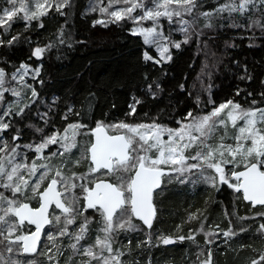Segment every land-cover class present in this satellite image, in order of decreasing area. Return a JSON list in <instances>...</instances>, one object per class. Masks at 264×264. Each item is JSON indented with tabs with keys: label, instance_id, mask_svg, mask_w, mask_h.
<instances>
[{
	"label": "trees",
	"instance_id": "trees-1",
	"mask_svg": "<svg viewBox=\"0 0 264 264\" xmlns=\"http://www.w3.org/2000/svg\"><path fill=\"white\" fill-rule=\"evenodd\" d=\"M226 2L198 0L199 8L191 16L188 30L167 31L173 45L181 46L172 45L170 58L161 63L144 59L146 51L154 59L157 53L140 35L133 34L130 22L94 23L101 17L97 9L101 0H69L59 11L50 8L30 26L18 14L20 18L11 23L10 31L0 26V40H3L0 69L9 79L26 64L32 69L39 68L40 75L29 78L23 86L25 103L28 102L23 115L7 117L12 125L3 132L8 144L25 145L69 124L91 129L99 123L110 133H116L113 126L121 123H155L178 128L187 122L189 112L194 116L207 114L214 106L230 100L246 110L263 108L264 31L230 26L233 20L248 23L239 13L224 12L211 18L201 15ZM258 9L257 4L249 15ZM208 24L212 27H207ZM174 25L181 29L179 20ZM13 36L19 38L10 46L7 42ZM36 47L46 49L39 58L32 54ZM157 83L159 89L155 87ZM149 84L153 85L155 97L148 91ZM33 88L36 97L32 95ZM134 99L141 103L132 114L130 105ZM69 107L74 111L69 113ZM44 113L48 116L41 119ZM117 130L121 131L117 133L124 131ZM17 134L20 139L14 143L12 137ZM241 168L237 166L231 172ZM171 176L168 169L153 195L156 217L148 231L152 233L151 245L145 244L142 236L147 230L134 217L137 230L116 234L112 246L124 252L123 264H197L196 257L202 246L206 247L203 231L196 232L202 224L203 230L215 234L212 264H251L253 259L259 260L264 254V234L257 229L264 223L261 216L264 206L254 207L244 202L241 192L230 186L236 184L233 177L227 183L209 184L201 178L179 183L170 180ZM45 184L44 181L39 189ZM89 211L86 213L90 214ZM55 213L61 211L55 208ZM98 214L99 218L92 217L89 223L88 237L93 245L97 236L104 235L99 226L102 216ZM241 227L246 230L240 231ZM228 229L236 234L225 237L222 233ZM190 233L195 235V240L179 239ZM162 238L174 242L164 245L158 241ZM5 249L4 243L0 244V253ZM3 255L7 259L5 252ZM82 260L81 248L74 254L69 248L58 264H79Z\"/></svg>",
	"mask_w": 264,
	"mask_h": 264
},
{
	"label": "snow or ice",
	"instance_id": "snow-or-ice-1",
	"mask_svg": "<svg viewBox=\"0 0 264 264\" xmlns=\"http://www.w3.org/2000/svg\"><path fill=\"white\" fill-rule=\"evenodd\" d=\"M20 3V7L17 8L16 4ZM69 0H63L62 3H54L52 0H46V3H36V11H31L25 4L24 0H7L10 7H4L0 9V26H3L5 31H10L11 23L15 22L20 17L18 13L23 12V19L30 26L33 20H38L40 17L48 13V9L55 7L57 11L68 4ZM130 0H110V5L124 4L128 5ZM175 3L179 5V8L172 9L170 5ZM259 5L258 12L252 13L253 8ZM137 8H142L144 11L143 16H133L132 13ZM164 9L160 11L159 9ZM199 8L198 0H164L162 4H156L155 9L148 8L144 0H140L139 3L135 0H131L130 7H123L118 10H113L109 13L110 17L114 18L111 22H120L125 19H132L136 22L143 20H151L154 23V27L147 29H140L137 33L136 29H133V34H141L144 36V41L148 45H156L157 51L163 58L168 53L169 49L166 46H162V41L167 38L163 36L162 32H157L155 25L158 23V18L166 16L171 21L173 16L181 17L180 23L183 25L182 31L188 30V22L183 20V13H193ZM101 12H108V8H101ZM228 12L239 13L244 16L248 23H237L233 20L230 25L232 27H239L245 29L259 28L264 31V0H228L225 4L216 8L213 12H204L201 15L206 18H211L213 15ZM94 23L103 24L104 20H98ZM43 25H41L42 27ZM207 27H212V24H208ZM19 37L13 36L11 40H8V44L11 46ZM169 43H171L169 41ZM187 43V37L184 40ZM0 44H3V40H0ZM179 48L180 43L173 45ZM48 47H51L49 45ZM46 51L45 48L37 47L33 51V56L39 58ZM170 58V57H169ZM144 59L154 60L155 63H161V60L154 59L146 51L144 53ZM28 66L22 64L20 69H17L12 75V79L19 78L20 83L23 85V76L28 74ZM33 78L36 79L40 75V69H34ZM23 73V75H21ZM147 79V77H145ZM244 79V77H241ZM250 80L251 77L249 76ZM5 73L3 69H0V99H3L5 92H11L14 96L19 97L20 91L16 88H4ZM264 84V81H262ZM27 86V85H25ZM159 89L160 85H155ZM183 87V85L181 86ZM153 85H148V91L153 97L156 96V92L152 91ZM33 97H36V90L32 89ZM239 95V92H237ZM249 95H252L249 93ZM264 98V93L261 94ZM55 103V100L53 101ZM140 100L134 99L132 105H130L131 113L136 112V105L140 104ZM255 104V101H253ZM25 107L20 108L19 111H13L11 106L8 110L0 109L2 115H0V133L10 130L12 125L10 122H5V118L11 116H22L25 112ZM231 108L228 112V119L235 126L237 120H243L244 126L239 128V134L235 137L236 145H226L221 142L220 145L213 147L207 143L215 132L217 124L224 125V120L217 121L216 118L220 117V114L226 109ZM74 109L69 107L68 112H73ZM79 115V113H77ZM48 113H44L41 119H45ZM190 122L187 124L182 123L178 129H165L158 124L151 125H136L131 126L126 123H121L118 126L122 129H126L131 135L121 136H108L103 134V126L97 124L94 130L96 134V142L92 144L89 149L91 153V160L95 167L91 168V172L94 173L101 168L107 169L110 173L118 174L117 178L120 181L119 185L112 183L98 182L94 188L87 186L84 181L87 176H80L78 179L81 181L79 185L71 180L76 179L75 173L72 178L65 177L60 170H57L55 175L51 178L47 188L43 192H39L41 183L47 178L48 172L51 170L49 165H37L35 161L29 166L27 163L17 162V157L20 155L18 152L19 144L15 147L9 148L7 142L0 145V187L8 189L12 193V198H7L2 192H0V244L7 241L6 251L9 254L16 251L12 245L22 242L23 253L36 252L35 242L39 239V233L43 224L51 223L45 218V213L48 211L50 204H55L57 209L61 210L62 216H56L54 219L57 223L61 221L63 217L64 227L59 230V236H72L68 231V225L74 224L76 218L79 215H83L88 209H96L100 212L104 227L101 231L104 233L103 239L97 236L95 245H89L83 248V255L88 257L87 264H92V261H100V264H122L120 257L123 253L116 251L114 253L112 243L116 237V234L122 230L136 229V225L132 223V217H136L143 221L144 225L149 228L152 227L153 217L155 210L152 203L153 191L161 186V177L165 173L159 167L160 165L171 164L173 166V172L180 177V183L186 182L185 172L192 174L194 171L203 173L206 168L214 169L219 174L220 180L223 183H227L225 175V165L235 164L238 161L247 160L248 157L255 154V163L246 165L245 171H233L232 176L236 180L235 187L237 191L243 190L244 199L252 202L253 205L264 206V171L260 170L258 165H264V129L257 127L258 124L264 123V108H257L253 110L244 111L240 109L238 104H234L231 100L226 104H220L219 107H213V110L208 115L202 117H195L192 112L187 114ZM67 119V116L65 117ZM84 127L82 124H72L69 128ZM40 132V129H36ZM67 131V130H66ZM167 133L168 140L164 141L162 136ZM19 133V130H17ZM194 133L198 135H194ZM138 137V140L136 139ZM20 139L19 134L12 137V141L15 143ZM67 140V137L64 138ZM3 140V137H0ZM223 141V138H221ZM251 141V147L245 149L243 141ZM59 142L58 135L53 133L50 137L45 138L40 144L35 146V151L40 153L43 149L47 148L49 144H56ZM194 145L200 146V151H197L193 156L185 155V151ZM75 145H64L65 151H69L71 147ZM24 147L31 148L32 145H25ZM153 149L158 152L155 158L147 155ZM61 155L64 153H53L52 155ZM218 157V158H217ZM229 157H231L229 159ZM192 161V163H188ZM180 165L179 168L176 166ZM28 172V179H25L21 170ZM44 169V171H39ZM134 171V175L128 179L125 174ZM39 172L38 179L31 184V191L35 195H39L41 206L39 209L33 210L29 207L28 203L21 202L17 197L26 196L25 190L30 187V180L32 177H36ZM205 180L211 179L204 176ZM63 187V191L57 190V186ZM82 188L84 200L86 201L81 211L79 205V198L75 195V189ZM7 207H4V204ZM98 206V207H97ZM17 217L18 223L10 222V217ZM264 216V214H261ZM196 217H190L195 219ZM247 218H241L244 220ZM24 221H28L30 224L36 225V232L31 235H16L15 240H11L10 237L16 233ZM90 221L85 216L84 221L80 226L79 231L75 234V242L71 244L73 250H79L81 247L80 241L84 240L88 233V225ZM5 229L7 235H5ZM241 227L240 231H245ZM203 231V224L201 228L197 230ZM257 232L264 234V223H260ZM225 237L233 236L236 233L234 231H227L222 233ZM210 235V234H209ZM195 235L190 233L188 237L181 236L180 240L192 239L195 240ZM49 239H54L50 236ZM149 238V242H150ZM161 242L164 245L173 243L171 238H162ZM211 242V241H208ZM99 249L97 252L95 249ZM107 251L108 255L105 256L104 252ZM212 253L208 252V256L200 264H212ZM52 257H49L51 260ZM0 264H16L15 260L10 257L5 259L3 253H0ZM251 264H264V254H261L259 260L253 259Z\"/></svg>",
	"mask_w": 264,
	"mask_h": 264
},
{
	"label": "rangeland",
	"instance_id": "rangeland-1",
	"mask_svg": "<svg viewBox=\"0 0 264 264\" xmlns=\"http://www.w3.org/2000/svg\"><path fill=\"white\" fill-rule=\"evenodd\" d=\"M25 4L27 5V7L29 8V10L31 11H36V3H46V0H24ZM52 2L54 3H58V0H52ZM135 2L139 3L140 0H135ZM146 6L148 8H153L155 9V5L156 4H162L164 2V0H144ZM97 4V1H96ZM225 4V3H224ZM223 5V4H222ZM130 7L131 6V0L129 2L128 5H124V4H118V5H110V0H101V4H98L97 9L99 10L100 13V18L99 20H104L105 22H111L114 18L110 17L109 13L113 10H118L121 9L123 7ZM4 7H10V5L7 3V0H0V9L4 8ZM16 7L19 8L20 7V3L18 2L16 4ZM108 8V12H101V8ZM170 8L172 9H176L179 8V5L172 3L170 5ZM50 9V8H49ZM48 9V10H49ZM160 11H163L164 9H159ZM0 14H2V12H0ZM18 14L24 15L23 12H20ZM193 13L189 14V13H183L182 14V18L183 20L188 22V26L191 24V16ZM132 15L135 16H143L144 15V11L142 8H137L135 9V11L132 13ZM217 15V14H216ZM215 15V16H216ZM181 17H177V16H173L172 20L170 21L168 19V17L166 16H161L158 18V23L155 25L156 27V31L157 32H162L163 36L166 37L167 39L162 41V46H166L168 47V49L170 50V47L173 45L174 42H172L169 38V35L167 33V31L171 30V31H180L183 27V25L180 23L181 29L179 27H176L174 25V21L175 20H179L180 21ZM123 21H128L131 24V27L133 29L137 30V33H139L140 29H147V28H152L154 27V23L151 20H143L140 22H136L132 19H125ZM141 36L142 40L144 41V36L141 34H138ZM169 41L171 43H169ZM145 43V41H144ZM146 44V43H145ZM147 46H151L154 48V50L157 53V58L155 59H159L161 60V62L167 61L168 57H169V51L167 54L164 55V57L162 58L160 53L157 51V46L156 45H148ZM37 48V47H36ZM35 50V48L33 49V51ZM32 51V54H33ZM35 57V56H34ZM37 58V57H36ZM28 74L23 76L24 82L26 83V81L29 80V78L33 79L34 76V69L30 68L28 66ZM21 75H23V73H21ZM5 84H4V88H16L18 91H20L21 95L19 97L14 96L10 91L9 92H5L4 93V97L3 99H0V109L3 110H8L9 106H11V108L13 109V111H16L17 108H23L25 107V105H28V102H26L27 98H24L23 94H24V90H23V86L20 83L19 78L13 80L12 78H6L5 77ZM226 104V103H224ZM235 104V103H234ZM264 108V107H263ZM241 110L244 111H248L246 109H242L240 107ZM251 110V109H250ZM253 110V109H252ZM231 111V108H226L221 114L220 117L216 118L217 121L219 120H224L226 123L224 125L221 124H217L216 130L215 132L212 134L211 138L207 141V143L213 147H216L218 145L221 144V142H223L226 145H232L233 147H235L236 145V140L235 137L239 134V128L244 126V121L243 120H237L235 126L232 124V122L228 119V112ZM212 112V111H211ZM209 112V113H211ZM207 114H203V115H199V116H195V117H202ZM0 115H2V112H0ZM189 118L187 120V122H185L184 124H187L190 122ZM5 122H9L8 118H5ZM72 125V124H69ZM69 125H67L63 130H55L52 133L43 136L42 138L36 140V141H30L29 143L25 144V145H32L31 148L28 147H24L25 145H21L19 143L20 147L18 148V152L20 153V155L17 157V162L19 163H27L29 166L32 164L33 161H35L37 163V165H49L50 166V171L47 174V178L44 180L45 183L47 184V182L55 175L57 170H60L62 172V174L65 177L68 178H72L73 173H75L76 175V179L71 180V182L76 183L77 185H79L81 183V181L78 179L80 176L84 175L87 176V179L84 181L85 184H87V186H91L92 182H94L95 180L98 179H109V180H113L114 183L116 185H119L120 181L117 178L118 174H113L110 173L108 170H106L107 172H109L108 174L98 170L94 173H92L90 170L92 168V165L89 161V155H88V148L89 145L91 144V129H87V128H69ZM119 125V124H118ZM117 125V126H118ZM131 125V124H129ZM144 125H151V124H144ZM159 125V124H158ZM105 126V125H104ZM131 126H136V125H131ZM162 126V125H160ZM106 127V126H105ZM165 129H178L180 128V126L178 128H168L166 126H162ZM258 128L260 129H264V123H260L257 125ZM107 128V127H106ZM119 127H115V131L117 132H121L118 131ZM67 130V131H66ZM53 133H56L58 135L59 138V142L56 144H49L47 148L43 149L42 152L38 153L35 151V146L40 144L45 138L50 137ZM114 133V132H113ZM124 135H131L126 129H124V131L122 132ZM194 135H198L196 133H194ZM0 137H3V140H0V145H2L4 142H7L8 139L4 136V133H0ZM67 137V140H65L64 138ZM221 138H223V141L221 140ZM136 139L138 140V137H136ZM162 139L164 141L168 140V136L167 133L165 132V134L162 136ZM9 143V142H7ZM16 144H8L9 148L11 147H15ZM75 145L74 147H71L69 151H65V147L64 145ZM243 144L245 146V149H247L248 147H251V141L247 140V141H243ZM197 151H200V146L198 145H194L193 147L187 149L185 151V155L187 156H193L196 154ZM53 153H64L63 156L61 155H55L53 156ZM147 155L151 156L152 158H155L158 155V152H156L155 149H153L151 152L147 153ZM60 156V158H59ZM64 157V159L62 158ZM218 158V157H217ZM231 157H229L230 159ZM255 163L256 159H255V154H253V156L248 157L247 160H243V161H238L235 164H229V165H225V175L227 178V181H229V179L232 176V172L231 170L234 168H236L237 166H243L245 167L246 165L250 164V163ZM188 163H192V161H188ZM167 167L169 169V172H171L172 176L170 177V180H177V182L180 181V179H183L184 177H180L178 179V175L176 173L173 172V166L171 164H165V165H160L159 167ZM260 168H262V171H264V165H259ZM177 168L180 167V165L176 166ZM39 171H44V169H39ZM21 173L24 175L25 179H28V172L25 170H21ZM133 171H130L128 173L125 174V176L130 179L132 176ZM39 176V172L37 174L36 177H32L30 180V187L28 189L25 190L26 192V196H22V197H17L21 202H28L30 203L33 207L37 206L39 204V197L38 195L33 194V192L31 191V184H33L35 182L36 179H38ZM207 176L210 177L211 179L205 180L203 177ZM185 177H187L186 181L190 180L191 178H201L203 181H205L206 183L209 184H220L223 183L220 180V176L218 173L215 172L214 169H208L206 168V170L201 174L198 172H193L192 174H189L187 172H185ZM234 178V177H233ZM235 179V178H234ZM43 181V182H44ZM112 181V182H113ZM236 181V180H235ZM42 182V183H43ZM42 183L40 185V187L42 186ZM180 183V182H179ZM46 184L41 188L38 189V191L40 192L45 186ZM58 190L59 191H63V187L58 185ZM75 195L79 198V205L81 206V211H83V206L85 205L84 203V193L82 188L77 187L75 190ZM0 192H2L4 194L5 197L7 198H12V193L10 190L8 189H4L2 187H0ZM242 197V194H241ZM249 204V203H248ZM4 207H7V204H4ZM54 209L53 208L50 211V219H51V223L49 225H47L45 227V229L43 230L42 233V237H41V241L38 247V250L33 253V254H25L22 252V245L21 242L19 243V246H17V244H13L12 247L16 250L14 251V253L9 254L6 249H5V253H6V257L7 259L10 257L12 260L16 261V264H58V259L60 258V256L58 254H55L54 251H52L51 246L52 245H58L60 247H62L63 249V254L64 252H66L69 248L72 250L73 254L75 252H77V250H73L71 248V244L75 242L74 240V236L75 234L79 231L81 224L84 221V217L86 216L89 221L91 220L92 217L94 218H99V214L98 211L96 209H90L89 213L87 214L86 212H83V215H79L74 224L72 225H68V231L69 233L72 234V236H59L58 232L60 229H62L64 227V221H63V217L61 218V221L59 223H57L55 221V217L56 216H62V214L60 213H55L54 214ZM57 210V209H56ZM0 214H3L2 212H0ZM262 214H264V210L262 212ZM91 215V216H90ZM257 215V214H256ZM256 215H253L256 217ZM10 222H17L16 218L14 216L9 218ZM99 226L101 227V229L104 227V223H103V219L100 218L99 219ZM139 221V220H138ZM133 224L136 225V229H138V225L136 223H134L132 221ZM141 223V222H140ZM141 225H143L141 223ZM32 225L30 224H23L20 228L17 229L16 233L13 234V236L10 237L11 240H15V236L16 235H25L26 233L30 232L32 229ZM144 227V225H143ZM141 229L140 225H139V230ZM200 229V228H199ZM134 230V231H135ZM147 232L144 233V235L142 236L145 244L147 246L151 245V240L149 242V238H152V233L148 232L149 229H146ZM133 232L132 230H122V232ZM228 231H230V229H228ZM90 230H89V225H88V233L85 237L84 240L80 241V245H81V249H82V253H83V248L84 247H88L89 245H93L90 242V236L88 237ZM198 233V231H196ZM202 231H199V233ZM203 234H204V242H205V246H202L203 250L201 252H199L198 256L196 257L197 259V264H200V261H203L204 259L207 258L208 256V252L211 251L212 253V247H213V243L215 240V234L209 235V232H207L205 229L203 230ZM5 235H7V230L5 229ZM50 236H53L54 239H49ZM104 235L101 236V239H103ZM162 239H159L158 241L160 243ZM211 241V242H208ZM89 242V243H88ZM7 241H4V246H7ZM20 248V249H19ZM97 252H99V249H95ZM114 253L116 251H119L118 249L114 248ZM19 251V252H18ZM121 252V251H119ZM124 253V252H121ZM25 255H29V256H25ZM104 255L107 256L108 253L105 250ZM52 257L51 260H49V257ZM88 257H85L83 255V260L82 262H80L79 264H87L88 261ZM121 261H122V256L120 257ZM92 264H100V261H92ZM123 264V262H122Z\"/></svg>",
	"mask_w": 264,
	"mask_h": 264
},
{
	"label": "water",
	"instance_id": "water-1",
	"mask_svg": "<svg viewBox=\"0 0 264 264\" xmlns=\"http://www.w3.org/2000/svg\"><path fill=\"white\" fill-rule=\"evenodd\" d=\"M102 126H103V125H102ZM96 127H97V125L94 126V127H92V129H91V144L89 145V148H88L89 161H90L92 167H95V165L92 163V160H91V153H90L89 149L91 148L92 144H94V143L96 142V134H95V132H94V130L96 129ZM103 134H106V135H108V136H121V135H124L123 133H110V132H108V130L106 129L105 126H103ZM253 163H254V162H253ZM258 167H259V165H258ZM101 169H104V168H101ZM99 170H100V169H99ZM104 170H107V169H104ZM161 170H162L165 174H167V172H168V169H165V168H161ZM245 170H246V166L243 167V168H241V169H239V170H236V171H245ZM260 170H261V168H260ZM261 171H262V170H261ZM132 175H134V171H133ZM162 179H163V176L161 177V184H162ZM50 180H51V179H50ZM50 180L47 182L46 186H45L40 192H43V190H44L45 188H47L48 183L50 182ZM101 181L106 182V183H112V184L116 185L115 183L111 182V181L108 180V179H98V180H95L94 182H92V184H91L90 187H91V188H94V187H95V184L98 183V182H101ZM157 189H158V188H157ZM157 189H155V190L153 191V194H152V203H153V207H154V210H155V215H154V217H153V222H154V219H155V217H156V208H155V205H154V202H153V195H154V192H155ZM57 190H58V186H57ZM239 191H240L241 194H242V199H243L244 202L249 203L251 206H254V207H256V206H262V205H253L252 202L245 200V199H244V192H243V190L241 189V190H239ZM38 197H39V195H38ZM41 202H42V201L40 200V197H39V204H38L36 207L31 206L30 203H28V202H23V203H28V204H29V207L32 208L33 210H35V209H39V208H40V206H41ZM84 203H86L85 200H84ZM53 206L55 207V204H54V203H53V204H50V205L48 206V211L45 213V218H47L49 221H50L49 213H50V210H51V208H52ZM97 207H98V206H97ZM55 208H56V207H55ZM56 209H57V208H56ZM57 210L61 211L60 209H57ZM133 217H134V216H133ZM15 218H16L17 222H19V221H18V218H17V217H15ZM134 218L137 219V220H139V219L136 218V217H134ZM139 221L143 224V221H141V220H139ZM153 222H152V224H153ZM25 223L30 224L28 221H24L23 224H25ZM49 224H50V223L43 224L42 227H41V230H40V233H39V239L35 242L36 251L38 250V247H39V244H40V241H41V237H42L43 230H44V228H45L47 225H49ZM30 225H32V226L34 227V229H33L31 232H29V233H27V234H25V235H31L32 233L36 232V225H35V224H30ZM143 225H144V224H143ZM144 227H145L146 229H150L147 225H144ZM21 245H22V242H21ZM22 252H23V250H22ZM33 253H35V252H33ZM33 253H25V254H33Z\"/></svg>",
	"mask_w": 264,
	"mask_h": 264
},
{
	"label": "built area",
	"instance_id": "built-area-1",
	"mask_svg": "<svg viewBox=\"0 0 264 264\" xmlns=\"http://www.w3.org/2000/svg\"><path fill=\"white\" fill-rule=\"evenodd\" d=\"M52 251L55 252V254H58L59 256H61L63 254V249L62 247L58 246V245H52L51 246Z\"/></svg>",
	"mask_w": 264,
	"mask_h": 264
},
{
	"label": "flooded vegetation",
	"instance_id": "flooded-vegetation-1",
	"mask_svg": "<svg viewBox=\"0 0 264 264\" xmlns=\"http://www.w3.org/2000/svg\"><path fill=\"white\" fill-rule=\"evenodd\" d=\"M35 207H36V206H35ZM53 208H55V207L53 206V207L51 208V210H52ZM51 210H50V211H51ZM49 215H50V213H49ZM33 229H34V227H32L31 231H32ZM44 229H45V228H44ZM31 231H30V232H31ZM28 233H29V232H28ZM26 234H27V233H26Z\"/></svg>",
	"mask_w": 264,
	"mask_h": 264
},
{
	"label": "bare ground",
	"instance_id": "bare-ground-1",
	"mask_svg": "<svg viewBox=\"0 0 264 264\" xmlns=\"http://www.w3.org/2000/svg\"><path fill=\"white\" fill-rule=\"evenodd\" d=\"M50 216V215H49ZM50 221H51V219H50ZM4 253V252H3ZM12 259V258H11Z\"/></svg>",
	"mask_w": 264,
	"mask_h": 264
}]
</instances>
